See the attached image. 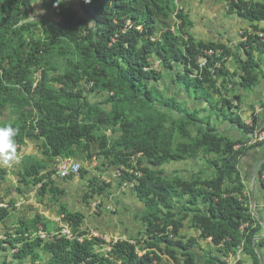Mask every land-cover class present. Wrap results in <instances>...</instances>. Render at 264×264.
<instances>
[{
    "label": "trees",
    "instance_id": "obj_1",
    "mask_svg": "<svg viewBox=\"0 0 264 264\" xmlns=\"http://www.w3.org/2000/svg\"><path fill=\"white\" fill-rule=\"evenodd\" d=\"M39 1L50 16L36 13ZM223 2L227 15L251 24L236 52L198 41L181 0H0V116L13 115L0 126L12 124L18 145L38 142L44 151L43 161L22 159L13 180L0 169V201L10 198L0 224L11 229L0 239L3 264L10 255L20 264H264V162L254 193L241 173L247 153L264 145L247 143L264 128L246 124L239 95L264 77V0ZM177 90L205 106L187 111ZM224 123L243 138L221 132ZM56 158L122 169L120 185L134 183L144 205V231L117 242L89 238L84 214L60 202ZM174 163L197 172H168ZM91 170L80 166L79 178ZM113 187L94 177L82 199L110 196ZM30 191L40 201L50 195L72 240L57 235L59 222L19 212L12 194ZM260 198L261 216L252 210Z\"/></svg>",
    "mask_w": 264,
    "mask_h": 264
},
{
    "label": "crops",
    "instance_id": "obj_2",
    "mask_svg": "<svg viewBox=\"0 0 264 264\" xmlns=\"http://www.w3.org/2000/svg\"><path fill=\"white\" fill-rule=\"evenodd\" d=\"M188 1L190 2V7L189 8L185 7V11L189 16V20L193 23L192 30L195 32V35H193V36L198 41H203V42H207V43L214 42V43L225 44L228 48L233 50L232 52H236L237 45L239 44L240 40H242L240 33L245 32L246 30L250 29V27L247 28L246 30H240L238 35H237V38L233 42L230 41V39L228 38L229 35L227 32L224 33V37L218 36L215 39H213L212 37L211 38L207 37L206 39H202V38H200V36H202L203 33L201 32V30L199 28H201V26L204 24V22L206 20L205 18H203V16L206 15L208 10H210V12H211L215 9L219 10L218 11L219 13H217V16H219L221 13H223V11L225 13L227 12V6L223 2V0H221L220 1L221 4L219 5V8L217 9L215 6V4H216L215 1L213 3H210L209 2L210 0H206L208 2V4H207V6H205V10L201 11L199 3L204 6L205 5L204 0H188ZM181 4H182V0H181ZM196 7H199V8H196ZM211 16H212V14H211ZM228 16H232V15H228ZM195 19L197 20V23L194 21ZM234 24H235V21H232L229 28H231V26ZM220 29H222V27H220ZM192 30H191V33H192ZM208 32H209L208 30L204 31V33L210 34ZM229 61H230L228 63L229 66L235 68L236 66L234 65V63H232L233 59L231 58V59H229ZM261 69H262V74L264 76V64H261ZM175 90H176V88L174 86L171 95L175 94V93H173ZM239 94H241L242 96L246 94L247 101H248V103L246 105H244V107L241 104V116L245 120L246 124L249 126H253L254 120H257L259 129L264 128V77L261 79L260 84L255 89H253L251 92H246V91L243 92L242 91ZM177 95H178L177 98L181 102L182 101L188 102V104L190 105L189 110H193V109L195 110L197 108L201 109L205 106V103L203 100H195V98L191 97V95H189L187 93V91L181 90ZM221 132L226 133V135L232 139L233 138L237 139L239 137L243 138L242 133H240L239 131H237L235 129H230L229 126H227V124H225L224 127H223V125L221 126ZM263 162H264V145L255 147L252 150H250L247 153L246 157L242 160L241 173L244 176V180L249 183L252 193L255 192L256 185L259 188V184L255 183L254 178L256 176V173H257V170H258L260 164H262ZM97 175H101L102 177H104V175L101 172H99ZM94 176L95 175H93L91 178H93ZM114 177H115V169L110 171L109 179L113 180ZM88 180H89V178H87L85 180V183H87ZM74 182H77L79 186L74 185L73 184ZM82 183H84V182L80 179H73L71 182H69L66 185V189L68 191V196L74 197L73 191H75V192L77 191L78 194H80ZM129 193H131V192L114 189L112 191V198H116L119 203H124V201H128L129 199H131L133 207L136 208L138 211L143 212L144 205L138 201L136 196L133 197L130 194V197H129ZM79 204H80V202H79ZM81 208H82V205L77 207L78 210ZM56 209H58V207H56L54 205H51L49 207V211L54 212L55 216H57V214H58V211H56ZM262 209H263V201L260 198V201H257V203H255L253 205L252 210L256 211L257 214L259 216H261L262 215ZM85 210H86V207H85ZM114 212H115L116 218L112 217L111 220H113L115 223L117 221H120L119 222L120 226L117 225L118 227L116 229H113V227L107 228L106 231H105V229H103L102 232L109 234L111 238H112L113 233L121 234L119 239H123V236H127V237H125V239L132 238V237L139 234V233H133L130 236H128L129 232L131 231L130 224H132L135 221H139L141 223V219L138 220L137 217H132L129 212L122 214V213H120L118 208H115ZM83 213L87 214L86 211H83ZM117 216H120V217H117ZM107 219L108 218H101V221L106 222ZM95 222L98 224L96 219H95ZM0 227H3V226H0ZM132 227H135V226L132 225ZM6 231L7 230L4 227L0 228L1 233H5ZM3 257L4 256L1 255L0 264H3ZM25 262H24V264H25Z\"/></svg>",
    "mask_w": 264,
    "mask_h": 264
},
{
    "label": "clouds",
    "instance_id": "obj_3",
    "mask_svg": "<svg viewBox=\"0 0 264 264\" xmlns=\"http://www.w3.org/2000/svg\"><path fill=\"white\" fill-rule=\"evenodd\" d=\"M86 2H87V0H86ZM178 3H179V1H178ZM35 74H36V77H39L38 73H35ZM36 85H37V83L34 84V86H36ZM12 117H13V115L11 114L10 111H8V112H6V113H4L3 115L0 116V122H6V121L10 120ZM18 133H19V129L16 128V127H13V125L10 124V123L6 124L4 126H0V169H2L4 171H7L9 175L6 178L7 179H11V180L14 179L13 175H11L14 172V168H17V167L19 168V165H20L22 159H25L26 157H32L34 159L43 161V152L44 151L40 150V145H38V142H27L23 146H20V145H18V140L15 139L16 136L18 135ZM107 134L111 135L112 132L110 130H108ZM51 165H52V167H55L56 170H57L56 185L61 190H63V192H64V194L62 196H60V197H61V199L64 200V202H61V203H64L65 205L69 204V202H68L69 198H73V197H69L68 196V191L66 189V185L73 180V179L71 180L70 178L80 179L79 178V167L80 166L81 167H85V168H89L91 166V168H92L91 172L89 173V176L88 177L86 176V179L87 178L92 179L91 177L93 175H95L94 177H97V178L99 177V179H103L107 183L112 184V186H115L116 187L115 190L128 191V192H131L129 194H131L133 197L135 196L134 193L132 192V189L134 188V183H131V182L129 183V182L125 181L124 183L122 182L123 183L122 185H120V180L122 178V172H123L122 169L118 170V169H115V168H113V169L109 168L108 170H106V168L105 169L103 168L104 171H103V169L100 170V171H97V170H95L96 166H98V161L97 160H94V163L92 165H90V164H86L85 165L84 163H81V162L78 163L74 159H70V158H66V159L56 158L51 163ZM114 169H115V177H114L113 180L109 179V177L105 178L106 179L105 180L104 177H102L101 175H97L99 172H101L102 174H103V172H106V173L110 174V171L114 170ZM132 174H134L135 177H138V178L141 177V174L136 172V171H133ZM85 180H82L84 183L82 184L83 188H81L80 194H78L77 191L74 193V197H76V200H77V205H76L77 207L83 205V203L84 204L87 203V202L85 203L84 200L82 199L84 193L87 191V189L84 188V186L86 185ZM1 182L2 181H0V183ZM2 184L6 185L5 182H3ZM118 185H120L121 187L118 188L117 187ZM111 190L113 191L114 187ZM112 191H109V193L111 194L110 196L104 195V194L103 195L96 194L95 196H93L92 199H90L88 201V203L90 202V204L87 203L88 204L87 206H92V202L93 201H96V202L98 201V203L100 204L99 207H101L102 212L99 214V216L97 218H99V217L108 218V215H110V217L105 222L107 228L109 227V222L111 221L110 219L112 217L116 218L115 212H114L115 208L114 209H113V207L110 208L108 205L104 204V200L116 199V198H112ZM3 194L4 193H2V195ZM28 194H26L24 197H18V198L16 197L17 194H12V197L16 199V205H15L16 208L17 209H22V215L26 216V215L30 214L31 217H32L34 214H32L30 212L31 210H29L26 207V203H28L31 200L28 197ZM35 197H36V192H35ZM35 197H34V199H35ZM24 198L27 199V202L22 200ZM48 198H50V195L46 196L45 198H43V199H46L47 203L45 202V200H42L44 202V204L40 200H39V203L42 204V205H46V206L54 205V206L58 207V214H57V216H55L58 219H55V220L53 219V220L56 221V222H59L61 224V226H62V229H61V231L59 233H57V235L58 236H65L67 239H71L72 240L74 238V236H73V234L71 232V229L66 224H62L61 223V219L59 218V213H60L59 206L55 205L54 203L51 204L49 202ZM105 198H107V199H105ZM9 199L10 198L8 196H2V201H0V207H5L6 208V206L8 205L7 203L9 201ZM37 199H39V198H37ZM79 202H80V204H79ZM117 203H119V202L117 201ZM93 204H94V202H93ZM95 207H96V205H95ZM70 210H72L73 212L82 213L78 209H70ZM39 214L44 215L43 213H39ZM104 214H106L107 216H104ZM15 216H19V213H17ZM45 217L51 220L54 216L53 217L45 216ZM117 217H120V216H117ZM140 219H141V223H142V226H143V230L142 231H144V224H143V221H142V216H141ZM85 221H86V217H85L84 224H83V229L84 230H86ZM118 222H120V221H118ZM0 226H3L7 230L5 233H3L4 237L0 236V239H4L5 236H6V233H9V230H11V229L10 228L7 229L5 224L4 225L0 224ZM102 231H103V229L101 227L100 228L91 229L90 232L87 231L88 232V237L89 238H98V239H101V240L106 241V242L113 241V239H111V241L107 240V237H110V235L107 234V233H104ZM140 233H142V232H139V234ZM39 234H40L41 238H45V234H43L42 232H40ZM139 234L137 236H139ZM119 240H121V239H119ZM80 241H82V239H80ZM117 241H114V242H117Z\"/></svg>",
    "mask_w": 264,
    "mask_h": 264
},
{
    "label": "rangeland",
    "instance_id": "obj_4",
    "mask_svg": "<svg viewBox=\"0 0 264 264\" xmlns=\"http://www.w3.org/2000/svg\"><path fill=\"white\" fill-rule=\"evenodd\" d=\"M214 1L216 2L215 6L218 9L219 5L221 4L220 3L221 0H210L209 2L213 3ZM260 1H262V0H260ZM204 2H205L204 6L199 3L201 11L205 10V6H207V4H208V2L206 0H204ZM68 3H69V1H68ZM182 5L184 7H186V8H189L190 7V2L188 0H182ZM34 7H35V10L37 11L36 12L37 14H39V15L44 14L45 17L50 16L51 10H47L46 8L41 10L42 6L40 4V1L37 4H35ZM196 8H199V7H196ZM218 11L219 10H216V9L211 11V12H210V10H208L206 15L203 16V18H205L206 20H205L204 24L201 26V28H199L201 30V32L203 33L202 36H200V38L206 39L207 37H210V38L212 37L213 39H215L218 36L224 37V33L227 32L228 35H229L228 38L230 39V41L233 42L237 38V35H238L240 30H246L247 28H249V25H251L250 23L245 22V21L239 19L236 16H228L227 13H225L224 11L219 16H217V13H219ZM211 14H212V16H211ZM33 20H35V19L33 18L31 21H33ZM194 21L197 23L196 19ZM232 21H235V24L232 25L231 28H229ZM220 27H222V29H220ZM36 29H39V30H36L37 31L36 33H41L42 34L40 28H36ZM205 30H208L209 31L208 33H210V34L204 33ZM192 34L195 35V32L193 30H192ZM230 50L233 51L232 49H230ZM168 84L170 85L171 83L168 82ZM161 87H163V86L160 84L159 88H161ZM172 90H173V85H171V89H170V91H168V94L171 95L172 94ZM178 92H179V90H177V93ZM239 95L241 96V102H242V105L244 107V105H246L248 103L246 94L243 95V96L241 94H239ZM95 98H98V97L96 96ZM92 101L96 102L97 100L92 99ZM180 105L182 107L187 108L188 109L187 111L193 112V110H189V106L190 105L188 104V102L182 101L180 103ZM199 116L200 117L202 116L201 113L199 114ZM215 122H217L218 123L217 125H219L218 121H215ZM224 126H225V123L223 124V127ZM195 127H197V125ZM195 127L192 126V130L197 129ZM193 163H194V161H193ZM177 168L180 169L181 172L186 171V169H188V172H197V171H195V170H197L196 168L193 167V169H192V165L191 164L189 166H187L185 164H177V163H174V164H172L170 166H167L166 170L168 172H171L172 170L177 169ZM103 171H104V169H103ZM103 175H104V179L109 177V173L103 172ZM73 184L74 185H78L77 182H74ZM74 193H75V191H73V194ZM16 197L18 198V196H16ZM28 197L31 200L28 203H26V207L29 210H31L30 212L32 214H35L36 212H39V213H43L47 217L55 216L54 212H50L49 211V207L50 206L42 205V204L39 203V199H37L35 197V191H31L28 194ZM34 197H35V199H34ZM129 197H130V194H129ZM105 199H107V198H105ZM22 200L27 202L26 198H24ZM45 202L47 203L46 199H45ZM60 202H64V200L60 199ZM68 202H69V204L67 206L70 209H77V207H76V205H77L76 197L69 198ZM93 202H94V204H93ZM93 202H92V206H87L88 204H90V202L88 204L87 203L86 204L83 203L82 208L79 209L82 213H83V211L87 210L86 211L87 214L83 213L85 215V217H86L85 228H86V230L88 232H90L91 229L100 228V227L102 229H105V231H106L107 230L106 223L104 221H101V217L97 218L99 216V214L102 212L101 207H99L100 204L98 203V201L97 202L93 201ZM104 204L108 205L110 208L113 207V209L114 208H118L120 213H122V214H124L126 212H129L132 217H137L138 220H140L141 216L143 215V213L145 211L144 210L143 212H140L136 208H134L131 199H129L128 201H124V203H117V199L104 200ZM95 205H96V207H95ZM85 207H86V210H85ZM56 211H58V209H56ZM19 212H22V209H19ZM104 216H107V215L104 214ZM26 217L31 218V215L28 214V215H26ZM109 217H110V215H108V218ZM53 219L55 220V219H58V218L57 217H53L51 220H53ZM95 219L97 220L99 225L95 222ZM117 225L120 226L118 221L115 223L113 220H111L109 222V227L108 228L113 227V229H116L118 227ZM132 225H134L135 227H132ZM130 226H131V231L129 232L128 236H130L133 233L143 232L142 231L143 230L142 223H140L139 221L133 222L132 224H130ZM0 228H3V227H0ZM189 235H193L194 236L195 233L193 231H189ZM0 236L4 237L3 233L0 232ZM120 236H121V234L113 233V235H112L113 241H117L120 238ZM125 237H127V236H123V239H125ZM112 238L111 237H107V240L111 241ZM1 255L4 256L5 259L3 261H5L6 260V255L3 252H0V258H1ZM44 258H43L42 261H39L36 264H46L47 259H46V257H44ZM248 261H250V260H248ZM7 262H11V264H20V261L14 260L11 255L8 257ZM26 262H25V264H32L31 261H26ZM165 263L166 264H173L172 262H169L168 259H165ZM22 264H24V262Z\"/></svg>",
    "mask_w": 264,
    "mask_h": 264
},
{
    "label": "built area",
    "instance_id": "obj_5",
    "mask_svg": "<svg viewBox=\"0 0 264 264\" xmlns=\"http://www.w3.org/2000/svg\"><path fill=\"white\" fill-rule=\"evenodd\" d=\"M261 37H263V35H260ZM220 51L217 52V54H219ZM204 55L205 56H212L214 55V51L213 50H207L204 52ZM207 63V60L204 59L200 64H201V67H203L205 64ZM264 141V130H261L259 132H256L254 133L249 142L247 143V146H251V145H254L256 143H260V142H263ZM239 148V147H237ZM263 179H264V174H263Z\"/></svg>",
    "mask_w": 264,
    "mask_h": 264
}]
</instances>
